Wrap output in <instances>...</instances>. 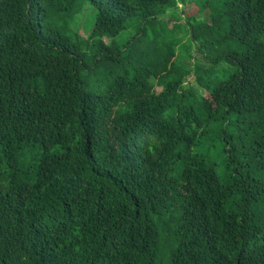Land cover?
<instances>
[{
  "label": "trees",
  "instance_id": "trees-1",
  "mask_svg": "<svg viewBox=\"0 0 264 264\" xmlns=\"http://www.w3.org/2000/svg\"><path fill=\"white\" fill-rule=\"evenodd\" d=\"M186 1L0 0V264H264V0Z\"/></svg>",
  "mask_w": 264,
  "mask_h": 264
},
{
  "label": "rangeland",
  "instance_id": "rangeland-1",
  "mask_svg": "<svg viewBox=\"0 0 264 264\" xmlns=\"http://www.w3.org/2000/svg\"><path fill=\"white\" fill-rule=\"evenodd\" d=\"M228 0H189L186 3L179 2V8L181 10L180 15L182 16V20L176 27V33L181 38L186 36L187 31L191 30V26L187 25V20L189 17H195V21H193V25L198 27H202L198 34V42L199 46H204V50L207 52L208 49L212 46L209 45V41L215 43L220 40L222 34L225 32L226 20L224 16H221L223 13L224 3ZM170 15L178 17V14L172 11L168 12ZM175 24L174 20H170L169 27L166 25V22H163V25H160L158 30L162 31L164 34H170L169 28H173ZM206 24L212 26L211 28H207ZM151 30V29H150ZM152 31V30H151ZM150 31V32H151ZM190 32V31H189ZM83 34V32H81ZM136 31L131 28L125 31L122 35H120L116 40L121 43L123 40L134 35ZM108 42L110 40H107ZM187 42V39H185ZM213 48V47H212ZM215 48L223 52V47L215 44ZM179 56L181 55L179 51ZM202 54L197 50V46L193 47L192 58L188 60L192 66H194L197 61H202ZM190 86L195 87L193 77L190 78ZM157 90L160 92L161 88L158 87Z\"/></svg>",
  "mask_w": 264,
  "mask_h": 264
}]
</instances>
